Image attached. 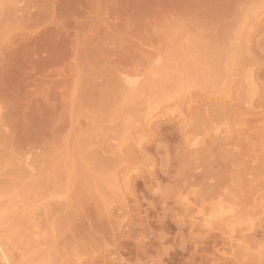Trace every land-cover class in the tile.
<instances>
[{"label": "rangeland", "instance_id": "374dc122", "mask_svg": "<svg viewBox=\"0 0 264 264\" xmlns=\"http://www.w3.org/2000/svg\"><path fill=\"white\" fill-rule=\"evenodd\" d=\"M0 242L264 264V0H0Z\"/></svg>", "mask_w": 264, "mask_h": 264}, {"label": "bare ground", "instance_id": "6f19581e", "mask_svg": "<svg viewBox=\"0 0 264 264\" xmlns=\"http://www.w3.org/2000/svg\"><path fill=\"white\" fill-rule=\"evenodd\" d=\"M255 21H256V19H255ZM250 77H251V75H250ZM135 83H136V81H129V82L127 81V86H128L129 88H131V87H133V86L135 85ZM180 115H181V114H180ZM151 116H152V115H151ZM176 117H177V116H176ZM149 118L151 119V117H149ZM154 118H155V117H154ZM181 118H182V116H181ZM148 120H149V119H148ZM148 120H147L146 122H149ZM151 120H153V119H151ZM182 120H183V119H182ZM150 122H151V121H150ZM148 124H149V123H148ZM126 139H127V141L129 140L128 138H126ZM124 140H125V139H124ZM124 140H123V141H124ZM123 141H122V142H123ZM124 142H125V141H124ZM124 142H123V143H124ZM126 143H127V142H126ZM137 144H138V143H137ZM214 211H215V213L218 212V214H217V216H213V217H212ZM214 211H213V213L210 212V213L212 214L210 217H211L212 219H214V218L216 219V217H219V218H217V219L220 220V216H222V214H220V212H219L220 210H219V211H216V210L214 209ZM222 212H223V211H222ZM223 213H224V212H223ZM201 215H202V214H201ZM224 215H226V214H224ZM224 215H223V217H225ZM232 215H233V214H231V215H230V214H229V215L227 214V216H229V218H228L229 220H230V218H233V219H234V216H232ZM206 216H208V215H206ZM204 217H205V216H204ZM236 217H237V216H236ZM211 218H207V219L209 220V219H211ZM226 218H227V217H226ZM212 219L210 220V222L212 221ZM221 219H222V217H221ZM233 219H232V220H233ZM236 219H237V218H236ZM201 220H202V219H201ZM208 220H206V222H205V221H204V222H205V223H208V222H207ZM222 220H223V219H222ZM202 221H203V220H202ZM226 221H227V220H226ZM210 222H209V223H210ZM227 222H228V221H227ZM248 222H249V224H248L249 227H250V226L252 227L254 222H252V221H248ZM226 224H227V223H226ZM7 253H8L7 250H5V248H3V246L1 245V242H0V261H1L2 264H11V263H10L11 261L9 260L10 258H8V257H9V256H8L9 254H7Z\"/></svg>", "mask_w": 264, "mask_h": 264}]
</instances>
